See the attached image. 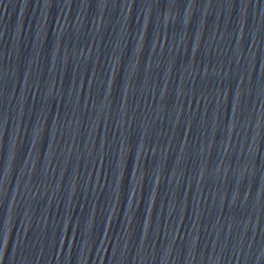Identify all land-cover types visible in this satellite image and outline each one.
<instances>
[{
  "label": "water",
  "instance_id": "water-1",
  "mask_svg": "<svg viewBox=\"0 0 264 264\" xmlns=\"http://www.w3.org/2000/svg\"><path fill=\"white\" fill-rule=\"evenodd\" d=\"M0 98L264 264V0H0Z\"/></svg>",
  "mask_w": 264,
  "mask_h": 264
}]
</instances>
